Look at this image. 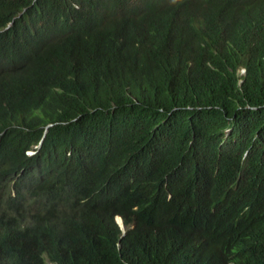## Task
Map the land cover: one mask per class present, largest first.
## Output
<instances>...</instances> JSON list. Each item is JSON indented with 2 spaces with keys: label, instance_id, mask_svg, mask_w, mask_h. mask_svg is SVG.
<instances>
[{
  "label": "trees",
  "instance_id": "16d2710c",
  "mask_svg": "<svg viewBox=\"0 0 264 264\" xmlns=\"http://www.w3.org/2000/svg\"><path fill=\"white\" fill-rule=\"evenodd\" d=\"M68 1L0 0V44L8 55L18 51L27 25L65 10ZM86 1L102 17L81 32L71 56L21 72L23 81L31 79L30 100L8 94L0 79V112L17 109L0 123V158L13 165L45 161L46 180L57 184L87 175V160L97 157L104 183L117 186L126 206V225L134 226L117 242L100 223L89 242L91 212L106 204L109 186L64 202L68 210L82 204L54 226L50 240L36 231L29 242L55 264H184L170 220L186 217L208 221L235 243L240 234L218 213L248 199L245 191L234 196L236 181L264 177V0ZM58 154L60 163L52 162ZM13 174L3 173L0 184ZM138 192L149 213L143 224L133 210ZM30 202L31 196L10 205L0 229L15 235ZM20 242L1 238L0 264L24 249ZM16 260L47 264L38 254ZM217 264H225L223 257Z\"/></svg>",
  "mask_w": 264,
  "mask_h": 264
},
{
  "label": "clouds",
  "instance_id": "9594fccd",
  "mask_svg": "<svg viewBox=\"0 0 264 264\" xmlns=\"http://www.w3.org/2000/svg\"><path fill=\"white\" fill-rule=\"evenodd\" d=\"M166 2L171 5L182 3L173 0H166ZM68 3L65 10L55 12L53 9L48 15H44L42 20L27 25L23 30L20 47L14 55H8L7 46L0 44V79L5 84L8 94L14 92L19 97L30 100L33 87L28 82L31 79L28 78L27 82L23 81L20 77L21 72L32 66L40 67V62L47 59L55 60V55L71 56V52L80 49L81 32L85 31L92 19H96L101 9L97 5L89 4L86 0H69ZM10 24L11 21L6 27ZM1 34L2 29H0ZM14 110L17 109L5 107L0 112V123L7 124L9 113ZM33 153V150L25 151L26 155ZM64 153L71 154L69 150ZM59 155L51 157L52 162L60 163L57 162ZM101 164V160L97 157L87 160L85 165H91L92 169L87 175L75 182L52 184L43 174L48 168L45 161L34 165H13L0 158V177L3 173L14 172L6 185L0 184V219L7 216L6 210L10 205H22L31 196L30 207L18 222L17 233L6 234L4 229H0V240L7 235L21 239L19 244L24 246L21 251L12 250L6 264H15L18 262L17 257H27L29 254L41 255L47 264H55L49 260L46 252L29 242L34 232L37 231L50 240L54 226L74 215L82 204V202L78 203L73 210H68L63 207L64 202L74 200L84 192L92 198L109 186L111 188L106 204L94 208L91 212L88 240L91 242L98 225L102 223L107 229H112V240L119 242L134 223L130 222L126 225V206L117 193V186L104 183L101 173V170L103 172L104 170ZM196 179L197 177H193L190 181L194 192L197 186ZM237 185L241 188H236ZM232 191L234 196L237 191H245L248 195L245 201L236 196L238 204L229 203V207L223 204L224 209L218 213V218L225 228L237 230L240 234L239 240L233 244H227L221 234L213 228L214 225L204 219L187 220L185 217L177 220L173 217L170 220L172 237L175 240L176 249H180L183 253L184 264H217L222 257L225 264H264L262 221L264 177L260 176L257 179L251 176L242 177L234 183ZM196 197L204 201L202 193H196ZM189 199H192L191 194L186 196V200ZM133 210L136 211L142 224L149 219V213L141 200L140 192ZM24 238L28 241H23Z\"/></svg>",
  "mask_w": 264,
  "mask_h": 264
},
{
  "label": "bare ground",
  "instance_id": "6f19581e",
  "mask_svg": "<svg viewBox=\"0 0 264 264\" xmlns=\"http://www.w3.org/2000/svg\"><path fill=\"white\" fill-rule=\"evenodd\" d=\"M99 15H100V14H99ZM99 15H98V17H96V21H97L98 18H101V17H102V16H99ZM107 15L110 16V13H107ZM98 20H99V19H98ZM97 23H100V22L98 21ZM97 23H96V24H97ZM108 23H109V21H108ZM108 23H107V24H108Z\"/></svg>",
  "mask_w": 264,
  "mask_h": 264
}]
</instances>
